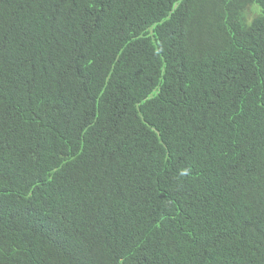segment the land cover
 I'll use <instances>...</instances> for the list:
<instances>
[{"label":"trees","instance_id":"obj_1","mask_svg":"<svg viewBox=\"0 0 264 264\" xmlns=\"http://www.w3.org/2000/svg\"><path fill=\"white\" fill-rule=\"evenodd\" d=\"M175 1L0 0V264H264V0Z\"/></svg>","mask_w":264,"mask_h":264},{"label":"clouds","instance_id":"obj_2","mask_svg":"<svg viewBox=\"0 0 264 264\" xmlns=\"http://www.w3.org/2000/svg\"><path fill=\"white\" fill-rule=\"evenodd\" d=\"M181 2H182V0H178V1H175V2H170V3H167V6L168 7L171 6L172 7L171 12H173L176 8L179 7ZM213 4H214V7H215L216 1H213ZM260 10L261 9L258 6L247 5L245 10L243 11V14L241 15V17L239 18L238 21L242 24V26L250 27L251 24L243 22V19L246 18V20L248 22H250L256 15H258L260 13ZM152 29H153L152 26H150L147 30H152ZM242 36L247 39L248 44L252 47V50H253L254 54H258L259 55L261 53V56L264 55V42H262V43L253 42V41L249 40L248 37L245 34H243V33H242ZM219 48H220V46L218 47V50H219ZM218 50H217V52H218ZM248 65L250 67H252V68L256 67L255 61L254 62H249ZM156 87H161V86L158 85ZM156 87H154V88H156ZM182 87L184 88V91L187 94L188 86L182 84ZM154 92H157V88L154 90ZM152 95L153 94H151L150 96L152 97ZM153 96L155 97V95H153Z\"/></svg>","mask_w":264,"mask_h":264}]
</instances>
